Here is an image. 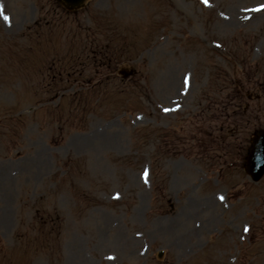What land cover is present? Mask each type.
<instances>
[{"label":"rangeland","instance_id":"rangeland-1","mask_svg":"<svg viewBox=\"0 0 264 264\" xmlns=\"http://www.w3.org/2000/svg\"><path fill=\"white\" fill-rule=\"evenodd\" d=\"M262 5L0 0V264H264Z\"/></svg>","mask_w":264,"mask_h":264},{"label":"water","instance_id":"water-1","mask_svg":"<svg viewBox=\"0 0 264 264\" xmlns=\"http://www.w3.org/2000/svg\"><path fill=\"white\" fill-rule=\"evenodd\" d=\"M70 8L80 6L85 0H64ZM125 75H129L125 72ZM254 146L249 154L247 171L255 181L264 175V132L253 138Z\"/></svg>","mask_w":264,"mask_h":264},{"label":"snow or ice","instance_id":"snow-or-ice-1","mask_svg":"<svg viewBox=\"0 0 264 264\" xmlns=\"http://www.w3.org/2000/svg\"><path fill=\"white\" fill-rule=\"evenodd\" d=\"M207 2H208V0H205V3H207ZM258 10H264V5H262V6H261V8H260V9H258ZM4 19H5V20H8V19H9V17L5 16V17H4ZM220 199H221V200H223V199H224V197H221Z\"/></svg>","mask_w":264,"mask_h":264}]
</instances>
